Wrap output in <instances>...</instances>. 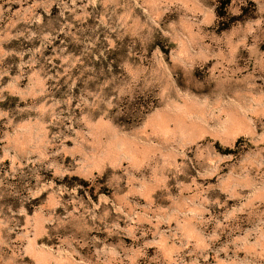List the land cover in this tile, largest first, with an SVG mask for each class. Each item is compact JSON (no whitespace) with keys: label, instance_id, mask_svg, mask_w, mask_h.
Masks as SVG:
<instances>
[{"label":"rangeland","instance_id":"374dc122","mask_svg":"<svg viewBox=\"0 0 264 264\" xmlns=\"http://www.w3.org/2000/svg\"><path fill=\"white\" fill-rule=\"evenodd\" d=\"M0 264H264V0H0Z\"/></svg>","mask_w":264,"mask_h":264}]
</instances>
